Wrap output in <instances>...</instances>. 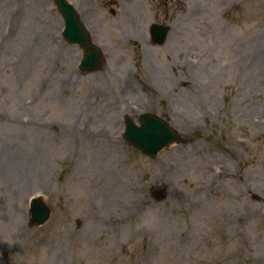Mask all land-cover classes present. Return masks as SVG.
<instances>
[{"label":"rangeland","instance_id":"rangeland-1","mask_svg":"<svg viewBox=\"0 0 264 264\" xmlns=\"http://www.w3.org/2000/svg\"><path fill=\"white\" fill-rule=\"evenodd\" d=\"M68 1L98 72L52 0H0V264H264V0ZM143 112L184 142L132 149Z\"/></svg>","mask_w":264,"mask_h":264},{"label":"water","instance_id":"water-1","mask_svg":"<svg viewBox=\"0 0 264 264\" xmlns=\"http://www.w3.org/2000/svg\"><path fill=\"white\" fill-rule=\"evenodd\" d=\"M57 12L63 20L61 36L69 45L82 50L78 69L81 73L98 72L104 64L102 51L92 43L91 37L80 20L75 8L66 0H53ZM169 27L152 24L150 32L154 42L162 45L168 35ZM121 138L134 150L147 158L154 159L159 152L173 143L180 144L184 139L169 122L152 113H140L136 121L124 117V131ZM166 188H152L149 193L156 201L165 197ZM51 209L40 196L31 198L29 205L30 223L42 226L50 219ZM80 222L77 221V227ZM6 256V254H5Z\"/></svg>","mask_w":264,"mask_h":264},{"label":"bare ground","instance_id":"bare-ground-1","mask_svg":"<svg viewBox=\"0 0 264 264\" xmlns=\"http://www.w3.org/2000/svg\"><path fill=\"white\" fill-rule=\"evenodd\" d=\"M10 158V157H9ZM103 216V218L106 220L105 222H108L109 220H111V217H110V214L108 213H105V214H103L102 215ZM253 259H254V261H256V258L255 257H253Z\"/></svg>","mask_w":264,"mask_h":264},{"label":"flooded vegetation","instance_id":"flooded-vegetation-1","mask_svg":"<svg viewBox=\"0 0 264 264\" xmlns=\"http://www.w3.org/2000/svg\"><path fill=\"white\" fill-rule=\"evenodd\" d=\"M148 36H149L150 41L152 42V38L150 37V35H148Z\"/></svg>","mask_w":264,"mask_h":264}]
</instances>
